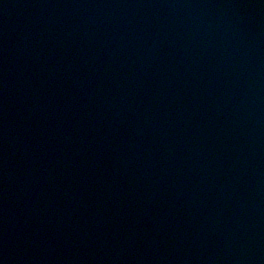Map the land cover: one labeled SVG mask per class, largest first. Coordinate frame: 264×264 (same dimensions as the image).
I'll list each match as a JSON object with an SVG mask.
<instances>
[{
	"label": "water",
	"instance_id": "1",
	"mask_svg": "<svg viewBox=\"0 0 264 264\" xmlns=\"http://www.w3.org/2000/svg\"><path fill=\"white\" fill-rule=\"evenodd\" d=\"M0 264H264V0H0Z\"/></svg>",
	"mask_w": 264,
	"mask_h": 264
}]
</instances>
